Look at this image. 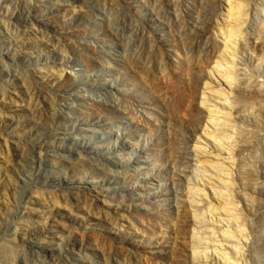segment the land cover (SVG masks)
<instances>
[{"label":"rangeland","instance_id":"1","mask_svg":"<svg viewBox=\"0 0 264 264\" xmlns=\"http://www.w3.org/2000/svg\"><path fill=\"white\" fill-rule=\"evenodd\" d=\"M0 264H264V0H0Z\"/></svg>","mask_w":264,"mask_h":264},{"label":"bare ground","instance_id":"2","mask_svg":"<svg viewBox=\"0 0 264 264\" xmlns=\"http://www.w3.org/2000/svg\"><path fill=\"white\" fill-rule=\"evenodd\" d=\"M229 53V54H227ZM231 52L226 51L225 53H223V58L224 61H219L218 64L215 66L217 73L224 78V80L226 81L227 86L229 87V91H231V89H233V83L235 80V74L232 72L231 68L227 67V65L230 63L229 62V55ZM226 62V63H225ZM220 95V97H218V100L216 98V100L212 97V95ZM230 94V93H229ZM229 94H220L218 91L211 89L210 91L206 92L203 96V100H202V104L204 107L207 108L208 110V119L207 122L205 124V137L210 140L212 143V145L214 146V148H219L222 141L221 137H219L220 135L219 132L217 131V129L222 127L223 124V120L222 117L220 115V110L218 109V105H222L225 107V109H232L233 110V99L230 98ZM225 122H227L225 120ZM220 138V139H219ZM209 147H211L209 144H207V146H205L203 148L204 151H208ZM222 147V146H221ZM220 195L225 198V203L230 205L232 203V201L229 199L230 195L228 194V192L226 191H221ZM240 226V225H239Z\"/></svg>","mask_w":264,"mask_h":264}]
</instances>
